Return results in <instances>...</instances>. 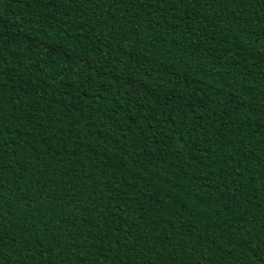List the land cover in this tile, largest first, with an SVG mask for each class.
I'll return each instance as SVG.
<instances>
[{"label":"trees","instance_id":"1","mask_svg":"<svg viewBox=\"0 0 264 264\" xmlns=\"http://www.w3.org/2000/svg\"><path fill=\"white\" fill-rule=\"evenodd\" d=\"M0 264H264V0H1Z\"/></svg>","mask_w":264,"mask_h":264},{"label":"water","instance_id":"2","mask_svg":"<svg viewBox=\"0 0 264 264\" xmlns=\"http://www.w3.org/2000/svg\"><path fill=\"white\" fill-rule=\"evenodd\" d=\"M1 1V0H0Z\"/></svg>","mask_w":264,"mask_h":264}]
</instances>
